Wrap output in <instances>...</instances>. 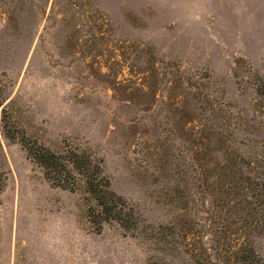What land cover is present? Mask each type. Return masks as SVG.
I'll list each match as a JSON object with an SVG mask.
<instances>
[{
    "label": "rangeland",
    "instance_id": "rangeland-1",
    "mask_svg": "<svg viewBox=\"0 0 264 264\" xmlns=\"http://www.w3.org/2000/svg\"><path fill=\"white\" fill-rule=\"evenodd\" d=\"M263 68L264 0H0V264H188L166 248L179 220L227 223L264 259L223 193V173L264 182ZM22 137L89 148L136 227L98 230Z\"/></svg>",
    "mask_w": 264,
    "mask_h": 264
},
{
    "label": "trees",
    "instance_id": "trees-1",
    "mask_svg": "<svg viewBox=\"0 0 264 264\" xmlns=\"http://www.w3.org/2000/svg\"><path fill=\"white\" fill-rule=\"evenodd\" d=\"M250 83L257 98L264 102V68L251 71ZM216 134L219 139L223 133ZM4 135L15 137L8 129H4ZM19 142L27 157L41 168L44 178L50 184L84 194L89 220L98 230L103 223L110 222L124 229L136 227L138 216L135 208L111 189L102 161L89 148L67 143L57 151L23 137ZM236 164L238 162L231 158L230 163H218L217 166L231 169ZM223 175L229 177L228 186L223 191L227 201L236 199L230 205L227 201L223 203L229 205L232 213L241 218L243 225L236 229L264 232V222L255 216L254 207H249L251 202L247 200V197L257 198V195L264 194V182L254 177L252 180L242 179L235 173ZM191 223L179 220L165 226L171 237L176 234L174 239L167 241L166 248L170 253H183L188 264H264V259L254 249L248 233L244 237L231 236L227 233L230 229L227 223L220 226H214L213 223L199 225L194 232Z\"/></svg>",
    "mask_w": 264,
    "mask_h": 264
}]
</instances>
